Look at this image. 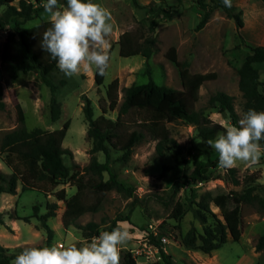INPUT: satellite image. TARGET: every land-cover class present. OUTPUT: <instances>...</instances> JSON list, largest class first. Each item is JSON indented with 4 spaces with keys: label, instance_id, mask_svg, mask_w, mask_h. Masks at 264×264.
I'll list each match as a JSON object with an SVG mask.
<instances>
[{
    "label": "rangeland",
    "instance_id": "rangeland-1",
    "mask_svg": "<svg viewBox=\"0 0 264 264\" xmlns=\"http://www.w3.org/2000/svg\"><path fill=\"white\" fill-rule=\"evenodd\" d=\"M17 1L12 5L17 6ZM41 6L45 0H25ZM161 0H136L137 5L147 6L159 4ZM171 6L168 19L161 20L156 28L157 51L149 58L141 56H119L118 40L128 32L137 40L148 35L149 21L145 10L135 6L132 0H92L107 8L113 17L114 31L110 40V61L102 85L94 83V71L81 72L71 78L62 72H55L53 83L63 78L66 84L58 88L56 98L61 106V114L57 121L49 120L47 109L49 91L40 81L38 74L29 69L28 63L22 67L25 73L19 72L18 78L9 80L0 58V84L3 90L4 109L0 111V139L2 136L18 128L19 109L22 112L27 130L35 128L52 132L60 130L64 124L68 128L61 147L71 152L64 155V164L70 169V178L51 184L47 181L30 182L22 189L20 180L17 182L15 194L0 195V245L10 250L25 247H44L47 234L39 217L49 213L46 224L52 231V239L48 246L64 244L77 247L89 242L85 233L75 226L65 228L62 217L66 210V201L78 194L79 202L91 211L78 217L76 224L84 226L89 222L105 228L110 221L118 216L128 215V221L119 222V226L129 232V240L121 246L120 264H123L126 253H129L136 264H162L157 248L150 242L149 235L154 236L170 255L174 264H264V248L255 250L260 236L264 235V214L253 205L241 204L240 238L234 242L227 236L226 243L209 255L199 251L186 249L180 242L181 236L191 227L199 231L201 227L188 212L180 221L179 226L170 218L171 210L176 202H198L202 195L211 196L226 194L230 191L240 192L244 187L246 176L253 175L258 185L256 194L264 199V155L255 165L238 163L236 176L238 185L224 180L225 169L218 165L211 169L212 179L197 184L186 185L171 195L174 177H160L162 165L180 163V173L188 175L192 170L194 160L206 161L208 157L218 155L214 149L202 140L194 125L182 121L177 115L165 111L162 126L167 139L159 136L160 130L152 136L140 125L146 119V113L130 110L119 120V137L115 146H108L109 167L116 179L125 186L132 188L134 198H128L115 190L100 192L95 185L108 178L88 170L91 162V144L86 137L87 125L82 114V96H86L93 108V118L103 116L116 120L118 108L122 102L123 90L131 85H141L148 81L147 70L151 79L159 86L174 89L179 99L188 110L201 111L213 124L224 130V122L230 120L219 110V106L209 105L211 95L220 91L233 98V106L238 121L243 113V100L238 89V69L251 47H264L263 8L260 0H231L235 13H240L241 28L235 21L228 18L221 9H214L205 26L196 30L201 10L197 0H164ZM212 5L213 0H201ZM3 8L0 7V12ZM47 15L40 12L37 18L28 21L24 27H33L41 22H47ZM9 27L0 31V53ZM173 49L176 61L172 62L168 52ZM187 63L190 75H210L198 89L197 98L187 93L181 82V64ZM253 67L259 73L260 90L264 94V62L255 63ZM117 80L116 107L109 108L106 98V88L110 82ZM231 123V122H230ZM132 131H142L144 137L133 147L127 159H122V143ZM221 133V132H220ZM217 136V135H216ZM216 138V137H215ZM214 138V139H215ZM171 141L173 143H171ZM161 143L162 153L158 155L157 143ZM262 145V144H261ZM263 146V145H262ZM0 154V172L11 174V169L3 162ZM99 163L105 158L102 153L94 154ZM19 173L23 166L13 161ZM62 198V199H60ZM135 200L134 207L131 202ZM36 207V211L34 210ZM212 213L222 219L220 210L209 203ZM163 226V229L160 228ZM163 233L161 237L159 234Z\"/></svg>",
    "mask_w": 264,
    "mask_h": 264
},
{
    "label": "trees",
    "instance_id": "trees-1",
    "mask_svg": "<svg viewBox=\"0 0 264 264\" xmlns=\"http://www.w3.org/2000/svg\"><path fill=\"white\" fill-rule=\"evenodd\" d=\"M16 0H0V31H4L9 27L5 41L3 42L0 58L2 66L10 81L14 82L19 72L25 73L26 69L22 67L24 62L28 63L29 69L36 72L42 84L49 91V101L47 105L49 120L55 122L61 114V106L56 98L58 88L63 87L66 81L61 78L57 83H53V75L59 69L56 61L51 59L49 54L40 47V40L43 32L50 26L49 22H41L33 27H24L28 21L37 18L39 13L44 11L39 3L33 4L25 0H18L17 6L12 5ZM263 8L264 20V0H260ZM65 0H60L64 3ZM133 4L145 10L146 17L149 21L148 35L141 37V41L137 40L132 34L123 33L117 44L119 56L133 57L141 56L149 59L157 51V38L155 28L157 24L164 19H168L171 14L172 7L167 5L164 0L159 4L147 6H139L136 0H132ZM197 4L201 10V16L195 29L201 30L208 21L211 12L214 9H221L225 15L233 19L237 28H241L243 22L240 13H235L234 7L227 8L223 5L222 0H213L212 5H208L201 0H197ZM250 54L240 65L238 75V89L243 100V111L255 109L256 111H264V94L260 90L259 73L253 67L255 63L264 62V47H251ZM168 57L172 62L176 61L175 52L171 49ZM148 81L141 85H131L123 90L122 102L118 108L116 120L106 119L103 116L94 119L91 101L82 96V114L87 125L86 137L91 144L90 154L92 156L88 170L92 173L102 176L106 173L108 178L100 181L95 188L100 192L115 190L118 193L126 195L128 198H134L133 190L125 186L116 179L109 167V149L108 146H115L114 142L119 137V120L130 110H139L146 113V119L141 121L140 125L145 131L152 136L160 130L159 136L167 139L166 132L162 126L165 118V111L177 115L182 121L194 125L198 136L204 140L214 139L216 135L224 130L217 124L211 123L201 111L188 110L186 105L179 99V94L172 88L157 85L150 77L147 70ZM104 76L94 71V83L100 86L103 83ZM180 78L184 90L191 94L195 99L199 87L211 78L210 75H190L187 71V63L181 64ZM116 88L117 80L110 82L106 88V98L109 102V108L116 107ZM3 90L0 84V111L4 109ZM209 105L217 104L219 110L225 113L232 125H238V115L233 106V98L223 92H216L210 96ZM19 122L21 125L7 133L0 139V154H2L3 162L11 169V174L6 175L0 172V195L15 194L18 180L22 183V189L30 182L47 181L51 184H58L70 178V169L64 164L63 156H71V152L61 147L68 124H64L60 130L44 131L38 128L27 130L24 126V119L19 109ZM144 137L142 131H132L121 145L123 151L122 159H127L132 152L133 147ZM171 143H173L171 141ZM264 146V141L260 142ZM175 144V143H173ZM158 155H161V143L156 145ZM102 153L104 162L99 163L94 154ZM15 163L23 166L22 173ZM218 165V155L206 161L194 160L192 162V170L188 175L180 173V163L174 165H162L160 177L172 176L174 183L172 184L171 195H175L179 189L186 185H197L212 179L210 175L211 169ZM224 180H229L233 185H238L239 181L236 176V169L231 168L226 171L223 176ZM257 179L253 175L246 176L244 187L240 192L230 191L226 194H218L211 196L209 193L202 195L198 202L190 201L186 203L176 202L171 210L170 218L179 226L182 218L191 212L192 217L201 227L199 231L195 226H191L180 238L181 244L189 250L199 251L209 255L211 252L220 249L227 241V236L236 242L240 238L241 224V204L253 205L264 214V199L256 194L258 185L255 183ZM62 199V198H60ZM212 203L220 210L222 219L215 216L209 208ZM66 210L62 217L63 226H75L81 229L87 238L97 236L100 231H111L117 227L119 222L128 221V215L118 216L105 228H100L99 224L89 222L84 226L76 224L78 217L90 212L91 210L84 207L79 202L78 194L72 196L66 201ZM135 200L131 202L134 207ZM36 211V207H34ZM51 214L46 213L39 217L43 229L47 234L46 245L51 242L52 231L46 224L47 218ZM0 225H3V219L0 216ZM163 229V226H160ZM163 233L160 232L161 237ZM150 242L157 248L162 264H174L164 250L161 242L154 236L149 235ZM264 248V235L260 236L255 245V250L261 251ZM24 248H16L10 250L0 245V264H11V261ZM123 264H136L129 253H126Z\"/></svg>",
    "mask_w": 264,
    "mask_h": 264
},
{
    "label": "clouds",
    "instance_id": "clouds-1",
    "mask_svg": "<svg viewBox=\"0 0 264 264\" xmlns=\"http://www.w3.org/2000/svg\"><path fill=\"white\" fill-rule=\"evenodd\" d=\"M231 7V0H222ZM50 26L43 32L40 47L66 77L95 71L105 75L110 61L109 37L114 31L111 12L92 0H45L42 4ZM264 111L248 109L238 125L224 122V131L206 143L218 154V167L228 170L238 163L255 165L264 155ZM129 232L117 226L100 231L89 242L77 247L53 244L25 247L11 264H120L121 246Z\"/></svg>",
    "mask_w": 264,
    "mask_h": 264
}]
</instances>
